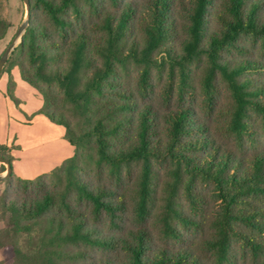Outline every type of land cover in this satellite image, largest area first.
Returning <instances> with one entry per match:
<instances>
[{"label": "trees", "instance_id": "trees-1", "mask_svg": "<svg viewBox=\"0 0 264 264\" xmlns=\"http://www.w3.org/2000/svg\"><path fill=\"white\" fill-rule=\"evenodd\" d=\"M1 10L0 39L11 25ZM18 49L23 79L43 95L39 112L65 127L74 153L33 178L4 180L0 202L22 237L3 243L15 264H207L191 248L156 245L147 228L117 235L126 210L118 186L137 165L134 216L143 225L161 161L173 165L163 234L179 239L173 221L194 222L177 206L180 182L194 212L195 185H210L219 203L208 241L215 263L237 264L238 242L249 264H264V150L243 153L251 118L264 123V0H30ZM202 60L203 115L189 96L190 64ZM153 71L167 74L157 98ZM218 80L230 93L224 127L236 150L207 120ZM62 104L84 117L81 131ZM0 155L12 164L8 144ZM118 251L125 258L109 254Z\"/></svg>", "mask_w": 264, "mask_h": 264}, {"label": "rangeland", "instance_id": "rangeland-1", "mask_svg": "<svg viewBox=\"0 0 264 264\" xmlns=\"http://www.w3.org/2000/svg\"><path fill=\"white\" fill-rule=\"evenodd\" d=\"M0 8L2 9V15L11 23L5 36L0 39L1 56L4 50L10 45L13 38L16 36L22 22L26 19L27 12L24 0H0ZM24 33L25 31L23 32L22 36L18 38L16 46L10 53L4 67H7L8 69L11 67L12 69L13 67L17 66L19 68L17 63L23 58V56L18 49V45L22 41ZM204 66L205 60H202L200 62L190 64L189 69V96H191L193 99V106L202 115L204 114L202 113L203 105L201 104L203 100L202 76ZM129 69L130 71L128 73V76L126 77V80L128 83L134 84L139 69L134 65H131ZM4 73L5 72H3L2 69V71L0 72V77ZM166 80L167 74L165 72L159 74L157 71H153L151 81L156 98L161 93L162 87L165 84ZM215 89V104L213 110L210 112V115L207 116L208 123L212 126V129L216 133L218 142H220L224 146H229L236 150L237 147L235 145L233 137L227 133L226 128L224 127L226 113L231 103L229 90L226 84L221 80L217 81ZM59 99L61 102L60 96ZM62 105L67 116L76 127V130L81 131L86 126V122H84L85 119L83 116H81L79 110L71 104ZM250 122V134L252 135V138L246 141L243 145V153L245 154L244 156L247 157H250L255 150H264V123L261 118L257 116L252 117ZM5 130L6 129L4 128V126L0 124V136L4 134ZM10 147L11 151L13 148H16L14 144H12ZM88 153L90 154L89 158H93V149H89ZM13 157L15 158L14 155ZM63 161L64 159L59 164H61ZM3 166L5 169L1 171ZM172 168L173 165L169 161L154 163L153 177L151 182V200L149 203L146 219L143 222V225H139L136 222L134 216V204L136 199L135 189L137 188V182L139 179V167L137 165L133 166L131 175L123 182L122 185L118 186V193L120 194L119 198L125 200L126 210L121 221V227L119 228V231H117V235H125L132 229L136 228H147L153 242L156 245H161L171 249L182 247L191 248L198 255H200V257L207 264H216L213 257V251L209 248L208 241L211 240L214 236L212 220L213 215H215L219 208V203L215 199L213 188L210 185H205L202 183L195 185L194 195L196 196L197 207L199 208L197 209V212H194L191 210L187 203L183 181L180 182L176 197L177 206L179 210H183L186 214H188V216L191 217L194 222H190L187 226H183L178 221H173V225L180 231V234L178 235L179 239L167 238L162 232V212L166 201L168 187H170V184L172 183ZM6 169L7 164L0 162V173H5ZM47 171H43L41 173ZM6 187L7 184L4 181L0 182V191L4 190ZM103 230H105L104 233H107L109 235H114V232H116L110 231L105 227H103ZM21 238L22 237H18V235H15L13 233L9 220V212H7L2 207L0 202V264H15L12 255H10V252L8 253L3 247V243L7 240L21 242ZM109 254L119 259L125 258L124 254L120 251L114 253L111 252ZM231 256L233 257V262H237V264H249L248 260H245L244 251L240 243L238 242H234Z\"/></svg>", "mask_w": 264, "mask_h": 264}, {"label": "crops", "instance_id": "crops-1", "mask_svg": "<svg viewBox=\"0 0 264 264\" xmlns=\"http://www.w3.org/2000/svg\"><path fill=\"white\" fill-rule=\"evenodd\" d=\"M42 105L43 95L23 79L17 66L2 74L0 124L6 130L0 143L16 146L11 151L15 156L12 171L23 178L50 170L74 153V147L65 138V127L40 113Z\"/></svg>", "mask_w": 264, "mask_h": 264}, {"label": "water", "instance_id": "water-1", "mask_svg": "<svg viewBox=\"0 0 264 264\" xmlns=\"http://www.w3.org/2000/svg\"><path fill=\"white\" fill-rule=\"evenodd\" d=\"M25 5H26V19L22 22L16 36L13 38L12 42L10 45L4 50L2 55L0 56V72L2 71L4 65L6 64L10 53L16 46V42L20 36H22L23 32L26 30L27 26L30 23V0H24ZM0 162L6 163L7 164V169L5 173H0V182L4 181L5 179L9 178L12 174V164L10 160L5 158L4 156L0 155Z\"/></svg>", "mask_w": 264, "mask_h": 264}]
</instances>
